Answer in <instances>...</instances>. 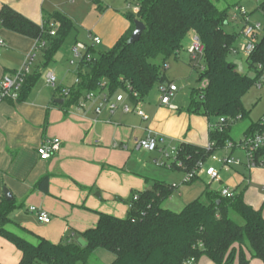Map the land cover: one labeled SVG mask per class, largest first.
Returning a JSON list of instances; mask_svg holds the SVG:
<instances>
[{"label": "trees", "instance_id": "trees-1", "mask_svg": "<svg viewBox=\"0 0 264 264\" xmlns=\"http://www.w3.org/2000/svg\"><path fill=\"white\" fill-rule=\"evenodd\" d=\"M131 6L139 11L126 14L130 26L111 49L96 53L90 47L83 53L76 77L78 84L69 88L68 98L61 97L63 103L58 108L66 111L77 105L85 94L102 91L127 92L135 104L154 85L172 84L164 73L165 63L170 58L178 60L184 40L193 33L204 47L203 65L199 67L204 84L192 90L187 113L209 121L208 143L212 148L182 143L176 149L171 168L181 169L186 174L197 173L199 165L223 151L231 141V126L248 118L242 100L253 86L264 82V32L246 57V64L253 73L250 77L239 74L227 61L228 55L235 51L233 46L238 35L224 31L228 24L227 10H219L211 0H136ZM258 10L264 17V4ZM136 20L145 30L136 44L128 45ZM0 28L33 40L39 49L41 68H45L74 24L65 14L53 12L45 14L41 24L36 25L8 6H2ZM157 58L162 60L161 65L152 62ZM38 70H32L26 78L17 102L29 96L39 79ZM262 133L264 117L250 126L244 139ZM257 157L264 158V146ZM199 179L196 174L188 184ZM48 181V176L42 177L36 189L47 194ZM175 190L172 185L155 181L145 191L133 194L126 217L98 212L96 225L80 233L85 247L72 243L73 233L65 237L64 243L53 244L39 237L37 243L32 244L7 230L12 226L26 232L10 219L16 208L15 200L7 202L2 195L0 238L21 254L18 264H88L99 249L112 254L111 264H187L196 263L202 256L214 264L236 261L249 264L253 259L264 264V218L261 210L244 203L242 193L224 198L221 193L206 188L201 198L175 213L162 207ZM234 217L240 218L243 224L235 222Z\"/></svg>", "mask_w": 264, "mask_h": 264}, {"label": "crops", "instance_id": "crops-1", "mask_svg": "<svg viewBox=\"0 0 264 264\" xmlns=\"http://www.w3.org/2000/svg\"><path fill=\"white\" fill-rule=\"evenodd\" d=\"M135 1L132 0L131 2L129 0L124 6L122 4L115 6L110 3L108 5H100L92 1L93 6L88 8L82 20V27L87 31L91 45L89 46L81 42H77L76 44H83L87 48L91 47L94 49L97 46L91 41L93 37L99 38L101 44L98 46L107 48V50L111 49L128 30L130 23L126 14L130 12V6ZM69 3L74 4L75 0H69ZM2 6H8L36 25L41 24L45 14L58 11H62L63 14H67L69 18L74 20L73 15L66 10L65 0H0V10ZM0 39L4 42V46H0L1 81L4 76H10L20 68L25 58L33 52L35 42L1 28ZM38 61L39 64H36ZM36 63L33 70L41 68L39 57ZM49 72H53L57 79L58 73L55 69ZM168 81L173 84V81ZM56 87L58 91L54 90V92L42 89L36 90V87H33L25 101L0 104V197L3 195V189L5 188L12 194L15 204L20 202L19 204L24 206L30 197L35 195L46 197L50 194L68 202H75L76 205H80L83 201L88 202L91 193H89L90 190L87 192L84 190L94 188L95 184L105 177V174L103 173L104 167L101 161H93V159H85L84 157L87 154L95 156L97 153H101L103 151L99 149L101 141L107 140L111 149H114L113 144L126 146L132 138H134L132 142L134 149V141L144 139L147 136L162 138L163 143H165V140H175L179 142V145L187 143L202 148L208 145L209 121L204 117L201 118H204L205 122L198 123L197 119H201L199 116L187 113L180 115V112L179 116H175L172 112L174 110L162 107L159 104V109L154 112L153 119L149 125L144 128L139 127L142 134L140 137H135L138 128L129 125L128 122L130 120L128 116L133 113L123 114L121 112L123 116L117 117L116 115H108L107 117L110 122L107 124L99 121V117L97 116V120L91 122L95 115L90 113V111L85 114H79L72 107L66 111L58 108L59 105L56 102L62 100L60 91L68 88L62 85ZM171 105L175 107L173 104ZM139 107L140 109L142 108L141 104ZM176 111L178 112V109ZM177 119H179V122H177ZM146 121H148V118ZM178 124L179 126H177ZM191 126L193 128L195 126L196 130H190ZM102 131L112 133L113 137L108 138L106 135L102 136V134H98ZM52 139L60 140L61 147L59 152L50 156L49 160H46L47 158L40 157L37 151L44 142ZM89 142L95 148L88 146ZM74 148H77V150H73ZM162 149L164 148L159 147L158 151ZM126 150L128 151V147ZM124 155L129 156L128 153H124ZM218 170L219 183H222L220 177L221 171L229 174L226 185L222 186L220 190L208 189V191L221 193L223 189H228L234 195L242 193L244 203L254 210H261L262 217L264 218V169L255 168L247 170L243 166L227 171L220 170L218 167ZM44 176L49 177L47 194L36 189L38 181ZM64 176H70L75 183L70 188L72 195H68V198L61 196L69 194V191L62 190V188H58L55 185L57 179ZM203 176L206 177L205 175ZM68 185L70 186V184ZM98 187L100 190L103 189L101 186ZM143 188L140 192L148 189V187ZM205 190L206 187L201 190L190 184L179 188L178 191L179 196L184 200L185 205H187L203 196ZM31 207L29 206L26 209L28 214H30L28 209ZM89 207L95 208L94 204L91 203ZM33 215L39 225L47 226V228L45 231L32 229L46 240L56 244L57 237H51V231H56L59 228L60 232H62L64 224L58 221L52 222L53 218L49 214L50 223L41 224L37 221L35 214ZM122 216L116 215L115 217L122 218ZM91 222L93 224V221ZM21 227L24 228L23 226ZM20 259L21 254L10 243L0 238V264H18ZM113 260L114 257L110 259V264ZM187 264L214 263L207 257L202 256L196 263ZM234 264H237V261ZM249 264L263 263L253 259L249 261Z\"/></svg>", "mask_w": 264, "mask_h": 264}, {"label": "rangeland", "instance_id": "rangeland-1", "mask_svg": "<svg viewBox=\"0 0 264 264\" xmlns=\"http://www.w3.org/2000/svg\"><path fill=\"white\" fill-rule=\"evenodd\" d=\"M92 1L97 2L100 5H108L110 3L111 5L115 6H119L121 4L124 6L129 0H75L74 4L69 3V0H65V5L67 6L66 10L69 11L74 17V20L70 18L74 24V29L71 31L69 36L62 44L61 48L53 57L52 61L48 65L49 67L47 66L38 70L39 79L35 84L36 86H34L36 87V90L42 89L51 92H54V90L56 91L55 88H52L45 81L46 75L49 71H52V69H55L58 73L56 86L62 85L68 89L72 87L74 79L78 76L79 68V58L74 56L72 49L77 42H81L89 46L91 45L90 39L88 38V33L82 27V20L85 16V13L88 11V8L93 6ZM211 1L219 10H227L228 24L224 27V31L226 33L238 35L233 46L235 51L228 55L227 61L235 66L236 71L239 74L252 77L253 73L249 70V67L246 64V55L240 50L241 46L244 44V39L240 36L241 30L243 28V22L241 19L232 20L230 15L232 9L235 6L242 7L249 18V23L254 26L257 24L260 25L261 29L258 34L259 39L264 32V17L258 9L262 4H264V0ZM131 8L132 6H130V12ZM58 12L63 13L62 11ZM193 38L194 36L192 33L188 35L183 42L184 48L180 52L178 60L170 58L165 63L163 68L167 79L173 81V84L177 88V92L171 99V104L175 106L176 110L178 109V112L176 110L172 111L175 116H179V112L180 115L187 113L192 90L197 89L204 84V80H201L199 76V65H203L202 61H191L186 53V49L190 45ZM94 51L99 53L108 50L102 46H97L94 48ZM152 62L158 65L162 64V60L160 58H157ZM36 64H39V61ZM193 67L196 68V70H194ZM119 93L126 98V102L128 104H132L131 100L127 98L125 92ZM160 98L161 93L158 89V86L154 85L150 92L142 100L138 101L141 104L142 112L146 115L148 121H142L136 117L134 113L128 116L130 119L128 121L129 125L138 128L135 137H140L142 134V132L139 130V127H147L153 119L154 112L159 109ZM242 103L245 110L249 113L248 118L234 123L231 126L229 133L231 140L229 143L234 144L236 147L233 149L231 154L230 152L225 154V151H220L215 153L214 156L224 157L226 155H230V157L233 159H239L240 161L245 162L246 158L244 151L238 146L240 142L243 141L245 133L248 131L250 126L257 124L264 117V82H262L260 87L257 85L253 86L243 97ZM90 108L91 104H89L87 107L88 111ZM123 114L118 112L115 115L117 117L123 116ZM107 116L108 114L103 112V114L99 117V121L104 124L109 123L110 121L108 120ZM95 120H97L96 116L92 118L91 122H94ZM177 120V122H179V119ZM197 120L198 123L205 122L204 118ZM177 126H179V124ZM192 129L196 130V127L194 126L193 128V126H191L190 130ZM98 134H102V136L106 135L108 138L113 137V134L109 132L105 133L102 131ZM133 140L134 138H132L130 142L126 144L128 151L119 148L118 150L111 149L107 140L101 141L99 146V149L103 150L101 153H97L95 156L87 154L86 157H84L85 159H93V161H101V164L104 167L103 173L105 174V177L101 181L97 182L94 188L84 190L86 192L90 190L89 193L91 194L88 202H84L81 199L83 202H81L80 205H76L75 202L74 204L73 202H68L67 200L61 199L60 197L57 198L52 196L51 194L46 197L35 195L30 197L24 206H21V204H19L20 202H17L16 208L10 214L11 221L17 225L23 226L27 232H21L12 226H8L7 230L17 234L32 244L37 243V238H43V236H40L38 232L34 231L32 228L45 231L47 226L39 225L35 221L34 215L32 213L28 214L26 212L27 207L32 206L46 211L51 216V218H53L52 222L58 221L64 224L62 232H60L61 230H59V228L56 231H51V237H57L55 242L56 244L60 243L61 241L63 243L66 242L65 237L71 236L73 233L74 237L71 240L72 243L78 245L79 247H85V241L81 237L80 233H83L88 227L96 224L97 213L99 211H102L99 213H105L112 216L119 215L121 217L124 215L126 210H128L129 202L132 199L133 194L142 191V189H144L143 187L150 188L155 181L164 182L167 185H174L176 188H178L173 192L170 199L163 203L162 207L175 213L182 211L185 206V202L179 196L178 190L179 188L190 184H186L184 182L186 173H184L183 170L171 168V164L175 158V153L171 154V151L172 149H177L179 142L175 140H165V143L158 145V148H164V151L157 150L153 153H148L141 150H134L132 145ZM90 143L91 142L88 143V146L94 147ZM73 150H77V148H74ZM124 153H128L129 156H125ZM166 154L169 156L166 157ZM49 159L50 158H47L46 160ZM208 166H213L216 169L219 167V165L215 164L211 160H208L204 164V171ZM220 177L222 183H219L218 181H211L201 175L199 180L191 184L192 186H195L201 190H203L204 187L211 190H220L222 186L226 185L229 174L221 171ZM73 181L74 180H72L70 176H64L57 179L55 185L58 188H62V190L64 189L65 191H69V194H66L65 196L62 195L61 197L68 198V195H72L70 193V188L75 184ZM68 184H70V186ZM98 186H101L103 189L100 190ZM90 203L94 204L95 208L89 207ZM124 217H126V214L122 216V218ZM233 219L238 224H243V221L240 218L234 217ZM91 221H93V224ZM60 233L64 234L61 235ZM112 257L113 256L111 253L103 249H99L96 251L88 264H110V259Z\"/></svg>", "mask_w": 264, "mask_h": 264}, {"label": "built area", "instance_id": "built-area-1", "mask_svg": "<svg viewBox=\"0 0 264 264\" xmlns=\"http://www.w3.org/2000/svg\"><path fill=\"white\" fill-rule=\"evenodd\" d=\"M137 7H132L131 12L133 14L138 13ZM231 19L237 20L241 19L243 22V28L241 30L240 36L244 39V44L241 46V52H243L246 57L253 51L255 44L258 40V34L260 32V25H251L249 23V18L242 7L235 6L231 12ZM50 35H54V30L50 32ZM92 43L95 46L101 44L99 38H91ZM0 46H4V42L0 39ZM44 43H41L40 47H43ZM87 50V47L83 44H76L72 50V53L77 58H82L83 53ZM204 52V47L201 42L194 37L186 49V53L189 56L191 61L202 60ZM39 54V49L34 48L33 52L29 54L24 62L22 67L14 72V74L10 76H4L0 81V104L2 103H17L20 91L22 89L23 84L25 83L26 78L32 73L33 67L37 61ZM200 66V65H199ZM201 67V66H200ZM56 76L53 72H48L46 75V83L50 85L52 88H56ZM78 84V80L74 81V85ZM261 86V85H257ZM158 89L161 93V98L159 100V104L162 107L169 108L171 110H176L175 107L171 105V99L174 97V94L177 92V88L174 84H165L159 85ZM127 91H130L127 88ZM118 91L114 94H110L106 91L102 92H89L84 95L77 105L73 106L75 112L79 114H85L88 112V105L91 104V108L89 109L90 113L93 115L100 117L103 112H106L109 116L115 115L117 112H122L124 114L134 113L141 120L146 121V115L141 111L137 102L135 104H128L126 102V98L120 94ZM128 99L127 92H125ZM60 95L62 98H68L70 95L69 89H63L60 91ZM134 98H137V95H133ZM164 141L162 138H158L156 136H147L144 139L135 140L134 141V149L141 150L148 153H153L159 150L158 145L162 144ZM264 146V133L256 134L254 136H250L247 139H244L239 144V148L244 151L245 154V162L240 161L239 159H233L230 155H226L224 157H216L212 155L209 160L219 165L220 170H230L232 168L245 167L247 170L255 169V168H263L264 169V158L257 157V154L261 147ZM61 147V142L58 139H52L44 142V144L38 149L37 153L42 158H49L55 153L59 152ZM236 146L234 144L228 143L226 147L223 149L225 154L233 151ZM114 149H123L126 150L127 147L125 145L113 144ZM207 149L212 148V144L206 146ZM164 151V149H162ZM176 156V150L172 149L171 154ZM166 157L169 155L166 154ZM175 160V158H174ZM257 160V161H255ZM164 166V164H163ZM180 166V165H179ZM204 164L199 165L197 173H188L186 174L184 182L190 183L194 176L197 174L198 176L205 175L211 181H219V170L214 168L213 166H208L204 171ZM173 187H175L173 185ZM176 188V187H175ZM221 196L224 198H233L234 194L231 193L228 189H223L221 191ZM29 213L35 214L37 221L41 224L50 223L51 219L49 215L43 210L37 209L35 207H31L28 209Z\"/></svg>", "mask_w": 264, "mask_h": 264}, {"label": "water", "instance_id": "water-1", "mask_svg": "<svg viewBox=\"0 0 264 264\" xmlns=\"http://www.w3.org/2000/svg\"><path fill=\"white\" fill-rule=\"evenodd\" d=\"M144 30H145V26L141 22H139L137 20L134 21V30H133L127 44L128 45L136 44L139 41ZM62 103H63L62 100H59L56 102V104H58V105H61ZM3 198L7 202H11L13 200L12 194L9 192V190H7L5 188L3 189Z\"/></svg>", "mask_w": 264, "mask_h": 264}]
</instances>
